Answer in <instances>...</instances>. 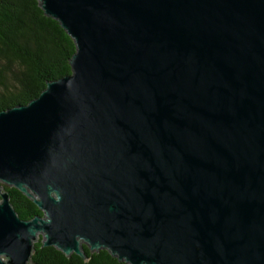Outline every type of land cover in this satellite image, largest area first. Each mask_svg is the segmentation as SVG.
<instances>
[{"label": "water", "instance_id": "obj_1", "mask_svg": "<svg viewBox=\"0 0 264 264\" xmlns=\"http://www.w3.org/2000/svg\"><path fill=\"white\" fill-rule=\"evenodd\" d=\"M38 3L75 51L0 111V264H264V0Z\"/></svg>", "mask_w": 264, "mask_h": 264}, {"label": "trees", "instance_id": "obj_2", "mask_svg": "<svg viewBox=\"0 0 264 264\" xmlns=\"http://www.w3.org/2000/svg\"><path fill=\"white\" fill-rule=\"evenodd\" d=\"M73 39L59 22L41 9L38 0H0V111L25 105L38 97L46 83L71 74ZM21 219L42 215L39 208L13 187L2 185ZM31 264H127L107 250L91 253L87 260L65 256L53 246L34 244Z\"/></svg>", "mask_w": 264, "mask_h": 264}]
</instances>
